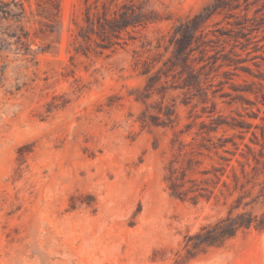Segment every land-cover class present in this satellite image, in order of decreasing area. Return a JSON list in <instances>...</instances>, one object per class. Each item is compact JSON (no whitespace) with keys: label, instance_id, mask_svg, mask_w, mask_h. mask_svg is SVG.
<instances>
[{"label":"rangeland","instance_id":"rangeland-1","mask_svg":"<svg viewBox=\"0 0 264 264\" xmlns=\"http://www.w3.org/2000/svg\"><path fill=\"white\" fill-rule=\"evenodd\" d=\"M0 264H264V0H0Z\"/></svg>","mask_w":264,"mask_h":264},{"label":"trees","instance_id":"trees-1","mask_svg":"<svg viewBox=\"0 0 264 264\" xmlns=\"http://www.w3.org/2000/svg\"><path fill=\"white\" fill-rule=\"evenodd\" d=\"M245 226L247 227L248 225L246 224ZM228 235H229V236H232L233 234H232V233H229Z\"/></svg>","mask_w":264,"mask_h":264}]
</instances>
